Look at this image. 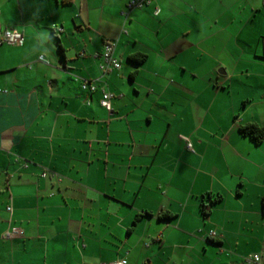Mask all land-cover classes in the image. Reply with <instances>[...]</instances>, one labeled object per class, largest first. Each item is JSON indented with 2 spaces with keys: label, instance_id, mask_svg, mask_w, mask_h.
I'll use <instances>...</instances> for the list:
<instances>
[{
  "label": "crops",
  "instance_id": "obj_1",
  "mask_svg": "<svg viewBox=\"0 0 264 264\" xmlns=\"http://www.w3.org/2000/svg\"><path fill=\"white\" fill-rule=\"evenodd\" d=\"M129 1L0 0V264H264V0Z\"/></svg>",
  "mask_w": 264,
  "mask_h": 264
},
{
  "label": "built area",
  "instance_id": "obj_2",
  "mask_svg": "<svg viewBox=\"0 0 264 264\" xmlns=\"http://www.w3.org/2000/svg\"><path fill=\"white\" fill-rule=\"evenodd\" d=\"M156 0H130L127 8L129 10L132 9H139L146 7L152 3H154ZM155 15L159 14V10L156 9L154 12ZM0 44H5L8 46H17L20 47L23 45V35L17 30H10L6 29L4 31H0ZM114 49L115 44L111 42H106L103 46L102 52L100 54V64H99V70L102 74H107L112 71H118L121 69V63L116 59L114 56ZM38 60L42 61V57H39ZM98 80L88 81L84 80L81 82V89L84 92H87L88 94H93L95 92H100L101 99L99 101L100 105L103 108L109 109L112 99H114L116 96L108 91L104 86L98 85ZM187 148L190 149V145H187ZM46 175L43 174L42 177H45ZM7 211H11V208L8 207ZM19 233L18 230L12 229L11 232H7L4 235V238H12L13 236L17 235ZM211 237H214V232L210 233ZM245 264H261V257L259 255H250L245 258L244 260ZM116 264H126L125 261H119Z\"/></svg>",
  "mask_w": 264,
  "mask_h": 264
},
{
  "label": "trees",
  "instance_id": "obj_3",
  "mask_svg": "<svg viewBox=\"0 0 264 264\" xmlns=\"http://www.w3.org/2000/svg\"><path fill=\"white\" fill-rule=\"evenodd\" d=\"M146 59H147V55L136 53L129 57L128 62L133 63L135 65H141L146 61ZM238 131L242 136L248 137L257 145L264 142V124L258 125L255 123H249L246 125L239 126ZM220 199H221L220 197H217L216 200L218 201ZM203 214L206 213L203 212ZM171 218L173 217L170 216L169 214H163L161 217V219L163 220H170Z\"/></svg>",
  "mask_w": 264,
  "mask_h": 264
},
{
  "label": "rangeland",
  "instance_id": "obj_4",
  "mask_svg": "<svg viewBox=\"0 0 264 264\" xmlns=\"http://www.w3.org/2000/svg\"><path fill=\"white\" fill-rule=\"evenodd\" d=\"M261 106L259 104H255V106H253V108L251 109V113L254 114L256 116V118H258V120H262V117H261V111H260V108ZM263 122L264 124V121H261Z\"/></svg>",
  "mask_w": 264,
  "mask_h": 264
}]
</instances>
